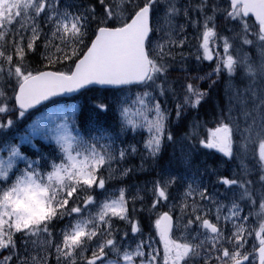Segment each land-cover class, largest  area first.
Returning <instances> with one entry per match:
<instances>
[{"label":"snow or ice","instance_id":"obj_1","mask_svg":"<svg viewBox=\"0 0 264 264\" xmlns=\"http://www.w3.org/2000/svg\"><path fill=\"white\" fill-rule=\"evenodd\" d=\"M0 264H264V0H0Z\"/></svg>","mask_w":264,"mask_h":264},{"label":"rangeland","instance_id":"obj_2","mask_svg":"<svg viewBox=\"0 0 264 264\" xmlns=\"http://www.w3.org/2000/svg\"><path fill=\"white\" fill-rule=\"evenodd\" d=\"M220 154L217 153V156H219Z\"/></svg>","mask_w":264,"mask_h":264}]
</instances>
